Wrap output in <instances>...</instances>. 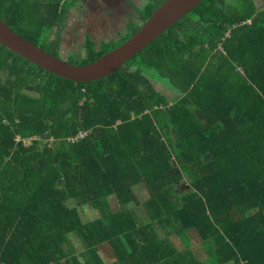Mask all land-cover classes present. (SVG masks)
I'll return each mask as SVG.
<instances>
[{"label": "trees", "instance_id": "1", "mask_svg": "<svg viewBox=\"0 0 264 264\" xmlns=\"http://www.w3.org/2000/svg\"><path fill=\"white\" fill-rule=\"evenodd\" d=\"M76 1L0 0V19L62 58ZM165 1L146 0L140 26L115 44L86 33L79 56L63 61L95 63ZM261 1L203 0L89 84L0 45V264H264ZM112 198L119 210L90 221L75 205ZM187 234L203 260L182 252Z\"/></svg>", "mask_w": 264, "mask_h": 264}, {"label": "water", "instance_id": "2", "mask_svg": "<svg viewBox=\"0 0 264 264\" xmlns=\"http://www.w3.org/2000/svg\"><path fill=\"white\" fill-rule=\"evenodd\" d=\"M203 0H166L126 42L88 66H74L40 46L26 40L0 19V45L26 59L32 65L61 79L89 84L106 79L120 70L137 54L168 29L189 16Z\"/></svg>", "mask_w": 264, "mask_h": 264}, {"label": "rangeland", "instance_id": "3", "mask_svg": "<svg viewBox=\"0 0 264 264\" xmlns=\"http://www.w3.org/2000/svg\"><path fill=\"white\" fill-rule=\"evenodd\" d=\"M261 2L260 6H264V0ZM145 3L146 0H77L68 12L69 19L66 29L63 31L62 53L60 56L65 61L69 58L75 59L76 54L79 56L83 50L86 33H89L96 43L105 41L109 44H115L120 38L140 26L138 9L142 8ZM52 34H54V37L55 32ZM161 86L158 84L159 90L171 97V93H167ZM187 188L188 184L184 183L180 186L179 191ZM135 192L139 201L147 199V194L142 187H137ZM75 205L83 221L100 218L103 214H107L112 210L117 211L120 208L114 198L109 200L108 203L103 202L101 208L91 205ZM75 205L72 204L71 206ZM129 208L140 216L144 217L146 215L145 209L141 205L132 204L129 205ZM186 236L187 241L185 242L191 243L189 247L192 248L190 250H194L195 254H199V252L202 254L200 242L194 234H187ZM73 239H71V244L75 246L76 243ZM185 247L187 248V246ZM76 250L79 252L78 249ZM101 255L105 260L107 259L103 253ZM88 257L89 254H86L85 258ZM81 260L83 261V256Z\"/></svg>", "mask_w": 264, "mask_h": 264}, {"label": "crops", "instance_id": "4", "mask_svg": "<svg viewBox=\"0 0 264 264\" xmlns=\"http://www.w3.org/2000/svg\"><path fill=\"white\" fill-rule=\"evenodd\" d=\"M178 243H179V245H180V247H181V249H182V252H183V250H185V249H187V248H189V249H191L190 247H185V246H187L185 243H187V242H185V241H178ZM191 244V243H190ZM199 247V246H198ZM200 247L202 248V244H201V242H200ZM191 252L193 253V255L195 256V257H197L198 259H200V260H203L204 259V257L202 256V254H201V252H199V254H195L194 253V250H191ZM205 259H206V256H205Z\"/></svg>", "mask_w": 264, "mask_h": 264}, {"label": "built area", "instance_id": "5", "mask_svg": "<svg viewBox=\"0 0 264 264\" xmlns=\"http://www.w3.org/2000/svg\"><path fill=\"white\" fill-rule=\"evenodd\" d=\"M84 136H85L84 133H80V134H79V137H84Z\"/></svg>", "mask_w": 264, "mask_h": 264}, {"label": "flooded vegetation", "instance_id": "6", "mask_svg": "<svg viewBox=\"0 0 264 264\" xmlns=\"http://www.w3.org/2000/svg\"><path fill=\"white\" fill-rule=\"evenodd\" d=\"M92 37V36H91Z\"/></svg>", "mask_w": 264, "mask_h": 264}]
</instances>
